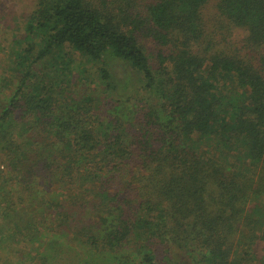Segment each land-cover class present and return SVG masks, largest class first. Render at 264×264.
Segmentation results:
<instances>
[{"label": "trees", "instance_id": "obj_1", "mask_svg": "<svg viewBox=\"0 0 264 264\" xmlns=\"http://www.w3.org/2000/svg\"><path fill=\"white\" fill-rule=\"evenodd\" d=\"M137 1L8 45L0 264H264V0Z\"/></svg>", "mask_w": 264, "mask_h": 264}, {"label": "rangeland", "instance_id": "obj_2", "mask_svg": "<svg viewBox=\"0 0 264 264\" xmlns=\"http://www.w3.org/2000/svg\"><path fill=\"white\" fill-rule=\"evenodd\" d=\"M145 0H138V6L144 8ZM217 0H209L210 4H215ZM36 0H0V73L6 68L7 47L14 37L21 35V28L25 20L32 11ZM211 5V6H212ZM209 9L212 10V7ZM212 13V12H211ZM240 31L235 30V35ZM237 37V36H235ZM149 53L155 55L156 48L148 47ZM6 70V69H5ZM119 74V71H116ZM8 85L0 91V98H5L8 94Z\"/></svg>", "mask_w": 264, "mask_h": 264}]
</instances>
